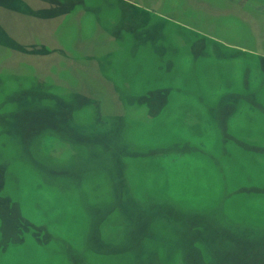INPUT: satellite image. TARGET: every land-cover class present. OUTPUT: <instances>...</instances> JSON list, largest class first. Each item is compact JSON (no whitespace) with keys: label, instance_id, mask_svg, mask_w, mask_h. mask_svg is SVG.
<instances>
[{"label":"rangeland","instance_id":"1","mask_svg":"<svg viewBox=\"0 0 264 264\" xmlns=\"http://www.w3.org/2000/svg\"><path fill=\"white\" fill-rule=\"evenodd\" d=\"M0 264H264V0H0Z\"/></svg>","mask_w":264,"mask_h":264},{"label":"trees","instance_id":"2","mask_svg":"<svg viewBox=\"0 0 264 264\" xmlns=\"http://www.w3.org/2000/svg\"><path fill=\"white\" fill-rule=\"evenodd\" d=\"M44 90H45V91H50L49 88H48V86H47L46 84H44ZM28 222H29V221H28ZM29 223H30V222H29ZM30 225H31V224H29L28 227H29Z\"/></svg>","mask_w":264,"mask_h":264}]
</instances>
